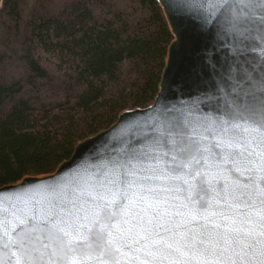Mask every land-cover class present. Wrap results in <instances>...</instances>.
Segmentation results:
<instances>
[{
    "label": "snow or ice",
    "instance_id": "snow-or-ice-1",
    "mask_svg": "<svg viewBox=\"0 0 264 264\" xmlns=\"http://www.w3.org/2000/svg\"><path fill=\"white\" fill-rule=\"evenodd\" d=\"M190 7L205 31L264 33V0ZM255 89L194 120L161 112L96 162L0 190V260L264 264V81Z\"/></svg>",
    "mask_w": 264,
    "mask_h": 264
},
{
    "label": "trees",
    "instance_id": "trees-1",
    "mask_svg": "<svg viewBox=\"0 0 264 264\" xmlns=\"http://www.w3.org/2000/svg\"><path fill=\"white\" fill-rule=\"evenodd\" d=\"M171 39L155 0H4L0 187L151 103Z\"/></svg>",
    "mask_w": 264,
    "mask_h": 264
},
{
    "label": "water",
    "instance_id": "water-1",
    "mask_svg": "<svg viewBox=\"0 0 264 264\" xmlns=\"http://www.w3.org/2000/svg\"><path fill=\"white\" fill-rule=\"evenodd\" d=\"M4 0H0V9ZM164 14L171 41L165 54L156 94L144 108L122 111L109 127L79 141L71 156L52 173L24 176L19 182L1 186L11 189L26 180L43 181L53 174L65 175L77 167L96 162L104 153L119 146V139L130 129L158 118L161 112L181 113L189 118L223 105L240 87L264 81V33L252 31L244 36L233 33L223 23L211 31L201 24V12L190 5H208L212 0H155ZM210 9H204L207 14ZM215 15V14H213ZM0 264H5L0 260Z\"/></svg>",
    "mask_w": 264,
    "mask_h": 264
}]
</instances>
